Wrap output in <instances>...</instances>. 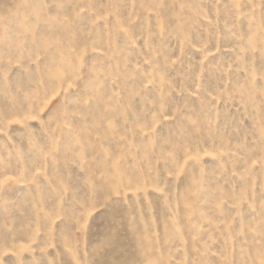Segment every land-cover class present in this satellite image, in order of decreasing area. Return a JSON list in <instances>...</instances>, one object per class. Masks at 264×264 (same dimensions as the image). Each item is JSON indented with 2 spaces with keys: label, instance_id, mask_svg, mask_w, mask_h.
<instances>
[{
  "label": "rangeland",
  "instance_id": "374dc122",
  "mask_svg": "<svg viewBox=\"0 0 264 264\" xmlns=\"http://www.w3.org/2000/svg\"><path fill=\"white\" fill-rule=\"evenodd\" d=\"M0 264H264V0H0Z\"/></svg>",
  "mask_w": 264,
  "mask_h": 264
}]
</instances>
